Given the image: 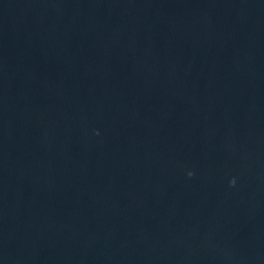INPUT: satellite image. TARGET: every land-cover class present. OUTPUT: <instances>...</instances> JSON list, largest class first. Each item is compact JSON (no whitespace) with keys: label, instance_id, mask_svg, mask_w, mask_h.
Segmentation results:
<instances>
[{"label":"water","instance_id":"1","mask_svg":"<svg viewBox=\"0 0 264 264\" xmlns=\"http://www.w3.org/2000/svg\"><path fill=\"white\" fill-rule=\"evenodd\" d=\"M0 264H264V0H0Z\"/></svg>","mask_w":264,"mask_h":264},{"label":"clouds","instance_id":"2","mask_svg":"<svg viewBox=\"0 0 264 264\" xmlns=\"http://www.w3.org/2000/svg\"><path fill=\"white\" fill-rule=\"evenodd\" d=\"M191 175V174H190Z\"/></svg>","mask_w":264,"mask_h":264}]
</instances>
